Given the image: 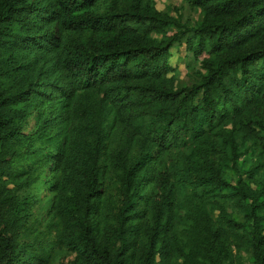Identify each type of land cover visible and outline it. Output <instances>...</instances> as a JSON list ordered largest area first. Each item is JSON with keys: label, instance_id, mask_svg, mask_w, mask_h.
I'll list each match as a JSON object with an SVG mask.
<instances>
[{"label": "trees", "instance_id": "1", "mask_svg": "<svg viewBox=\"0 0 264 264\" xmlns=\"http://www.w3.org/2000/svg\"><path fill=\"white\" fill-rule=\"evenodd\" d=\"M184 1L0 0V264H264V0Z\"/></svg>", "mask_w": 264, "mask_h": 264}, {"label": "rangeland", "instance_id": "2", "mask_svg": "<svg viewBox=\"0 0 264 264\" xmlns=\"http://www.w3.org/2000/svg\"><path fill=\"white\" fill-rule=\"evenodd\" d=\"M158 10H168L171 15L181 16V20L189 23L195 22L200 15L198 9L191 8L184 0H155ZM169 64L175 67L177 72V86L190 85L197 80L196 70H199L197 65H192L190 68L187 61L191 59L190 53L185 48L184 44L174 45L170 48Z\"/></svg>", "mask_w": 264, "mask_h": 264}]
</instances>
